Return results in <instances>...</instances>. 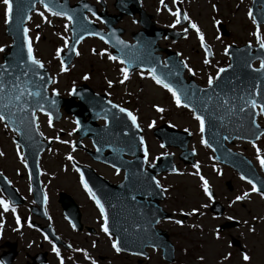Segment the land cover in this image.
Instances as JSON below:
<instances>
[{
    "label": "rangeland",
    "instance_id": "374dc122",
    "mask_svg": "<svg viewBox=\"0 0 264 264\" xmlns=\"http://www.w3.org/2000/svg\"><path fill=\"white\" fill-rule=\"evenodd\" d=\"M145 1L148 6H152L156 0ZM184 3L183 6L188 9L190 18L210 45L213 56L207 64L204 63V53L198 45L200 37L194 30L185 40L175 44L167 42V45L180 51L188 69H192L191 73L194 74L196 82L207 85L209 77L214 79L216 70L227 65L224 41L237 45L256 43L254 34L256 27L249 15L250 0H186ZM4 8L5 6L0 3V48L10 43V39L4 33ZM145 8L150 11L147 6ZM217 17H221L219 19L224 22L228 33L226 37L218 36V30L214 26V21L217 20L214 18ZM66 25L65 20L50 16L40 6L31 15L28 24L34 55L49 69L52 76L51 90L66 95L72 86L81 82L87 83L99 92L102 90L98 88L104 86L103 91L107 90L120 103L128 104V109L136 116L143 131L148 161L151 162L156 156L168 152L174 155L175 161H178L177 150H166L157 144V139L152 133L153 127L167 120L178 129L197 133L198 122L185 109L177 106L175 101L173 103L169 93L154 85L146 76L147 73L134 71L131 77L123 80V73L120 71L123 65L120 67L113 63V60L105 58L108 54L101 53L100 50L104 49L93 40L82 42L78 47V55L67 72L61 71L56 50H64L65 41H69ZM259 33L264 43V27H259ZM1 54L2 51L0 60ZM110 84L111 86H107ZM157 107L163 111L157 112ZM184 111L188 114H184ZM69 119L64 116L60 122L51 123L48 118L39 117L40 132L46 137L56 138L53 146L42 155L40 161L43 187L49 198L47 212L53 226L66 237L70 236V231L57 202L58 190H64L72 195L79 204L82 221L85 224L100 228L102 222L97 209L89 206L79 190L81 187L76 181L77 173L71 159H68L72 157L81 163L89 162L82 150L73 147ZM150 123L153 125L151 128L148 127ZM13 135L14 133L0 121V171L23 196L27 197L29 179L24 165L25 160L23 158L21 162V158L16 156ZM198 137L199 131L189 144L197 153L195 155L197 167L180 164L176 174L164 175L159 179L167 193V198L162 204L174 216L170 218L171 222L162 225L168 230L176 247V261L173 264H264V196L254 193L252 186L236 177L230 169L219 167L212 162L209 152L201 148ZM236 145L259 170L257 149L261 159H264V137L254 144L256 147L246 146L241 142ZM94 169L111 181L121 179L119 174L113 177L111 171L96 164ZM201 176L208 182L209 187L214 189L215 198L226 206L225 216L216 219L213 213L208 211L210 199L204 194ZM244 193L248 194L244 199L235 200L237 195ZM14 208L15 213L11 208L5 211L0 207V239L15 241L23 259L24 252L28 251L27 243L32 241V237H36V229L29 227L27 219L32 218L26 204ZM194 209L196 211H193ZM182 215L188 216L181 224H177L175 221L180 220ZM17 217L20 220L19 225ZM226 217L237 219L240 222L239 226L224 230L218 233L219 235L215 234L217 231L214 226L222 223ZM70 240L75 242V246L106 256L103 264H167L162 261L159 252L153 250L149 251L148 259L140 261L135 256H114L116 253L111 246L112 240L106 235L99 234L89 239L77 236L70 237ZM233 240H238V244L231 245L230 242ZM244 255L249 257L247 261L243 259ZM19 260L17 259L15 264H18Z\"/></svg>",
    "mask_w": 264,
    "mask_h": 264
},
{
    "label": "water",
    "instance_id": "95a60500",
    "mask_svg": "<svg viewBox=\"0 0 264 264\" xmlns=\"http://www.w3.org/2000/svg\"><path fill=\"white\" fill-rule=\"evenodd\" d=\"M36 1L39 0H12L14 12L9 24H7L6 34L12 38L13 42L9 48L10 53L4 56V64L0 65L8 67L9 64L20 61L21 56L24 58L21 63L27 62V49L23 47L22 27H24L23 25ZM45 2L56 6L54 10L61 11L58 3L54 0H45ZM258 4L262 7L260 10L256 8ZM62 11L77 17L71 25L75 40L73 39L69 48L73 50L76 40L90 34L93 30L84 23L83 15L79 11L76 13ZM252 14L258 23H264V0H253ZM143 43L144 40L140 39L136 45L128 46L130 47L128 48L129 53H139L141 51L139 48ZM122 48L126 49L125 46ZM129 53L125 51V55H129ZM65 54H68V58L64 59V62H67L69 53ZM256 55L263 58L264 61V53L257 50ZM233 57L232 66L225 69L213 82V85L208 88H199L194 83L185 84L180 77L182 68L173 57L167 60L166 66H160L157 61L153 62L147 56L139 57L138 65L152 69L157 76L171 83L178 90L183 103H189L183 99L186 90L187 95L192 97V104L204 113L206 117L205 127L214 126L216 134L227 138L234 134L244 136L243 134L251 127L255 112L252 111L253 108L250 105L245 107V99L255 100L259 105L264 104V71L250 69L249 66L255 55H251L246 49H241ZM29 67L33 66L29 65ZM34 71V76L26 78L18 68H12L7 77L0 76V80L6 79L10 84L14 81L15 84L20 85L19 88H15L10 93H0V106L7 103L14 113V124L10 126L19 133L20 137L17 141L24 149L31 173L36 175L38 173V156L43 147L39 143L35 120L33 123V110L39 109L53 116L61 103L58 100L48 99L46 96L45 89L49 82L46 71L42 67L35 68ZM170 73H176V75H170ZM26 80L27 82H25ZM11 86L15 87V85ZM34 91L42 93L46 99H41L40 96H29V93ZM83 91L87 92L88 87L84 85L76 89V92ZM17 96L20 97L18 100L16 99ZM80 98L83 100V97ZM36 101L44 105L43 109L35 106ZM79 103L81 104L80 100ZM205 105H207L206 108ZM241 107H245L244 112L239 111ZM3 110L0 107V111ZM109 123L111 122L109 121ZM260 132L261 130L257 134ZM132 139V148L135 149L132 154L137 157L138 144L134 138ZM109 146L115 148L116 144L110 142ZM127 146V143H121V149ZM140 160L136 163L120 162V167L127 170L126 180L120 187H115V191H110V197L105 198L107 202L104 200L109 231L117 236L120 248L132 250L133 253L141 252L146 245H155L157 242L161 245L160 239L167 241L166 235L161 237L159 232L156 234L152 230V226L158 217L154 210V204L145 199L150 191L147 183L148 178L141 172L143 157ZM34 182H38V178ZM64 209L71 212L72 218L78 223L79 215L76 213V205L72 200L64 206ZM131 234L132 238L130 237ZM14 247L13 245L11 249L12 256L15 254Z\"/></svg>",
    "mask_w": 264,
    "mask_h": 264
},
{
    "label": "snow or ice",
    "instance_id": "6c2138e0",
    "mask_svg": "<svg viewBox=\"0 0 264 264\" xmlns=\"http://www.w3.org/2000/svg\"><path fill=\"white\" fill-rule=\"evenodd\" d=\"M39 2L43 5V9L45 12H50L52 15L54 16H63L65 19H67L69 21V24H72L77 17L73 16V15H69L68 13H65L63 11H57L54 10V8L56 6H54L51 3H47L45 2V0H39ZM173 2L175 3L176 0H173ZM0 3H2L5 8H4V23L7 25L9 24L10 18L13 15L14 12V6L12 3V0H0ZM161 3L163 4V0H161ZM87 7V6H85ZM15 11H18V9H15ZM174 16L177 15V13H173ZM86 19V18H85ZM183 19L185 21L189 20V17L187 16V14L183 15ZM179 22V19L177 20V23ZM219 23V22H217ZM255 23V21H254ZM22 24V21H21ZM190 27L192 29H196L197 30V35L200 37L201 40V47H206L204 42H203V36L200 34L199 29L197 28V25L195 23H191V21H189ZM66 27H68V25H66ZM22 32H23V47L27 49V62L26 63H21L23 61V57L21 56L20 61H17L15 63H11L8 65V67H5L4 65H0V76H4L7 77L9 75L10 69L12 68H18L20 73L28 78L30 76H34L35 75V68H39L42 67V64L39 60L35 59L33 56V50L32 47L29 43V36H28V32L29 29L27 27H22ZM257 36V42L259 43V46L261 48H264V43H261L259 41V33H254ZM38 38V37H37ZM101 39H103V37H101ZM66 44H68V41H65ZM0 51H3V48H0ZM57 55H60V49H57ZM73 51H75V49H73ZM110 60H116L115 56H109L108 57ZM209 61L207 58H205L204 63L207 64ZM29 65L33 66V67H29ZM184 67L187 68V65H184ZM61 70H63V64L61 65ZM260 71H264V61H261V66H260ZM121 73H123L125 75V78H127V68H121L120 69ZM189 72H192V69H188ZM225 71V69L221 68L216 72V77H219L221 75V73H223ZM149 75L152 77V79L155 81V83L157 85H161L163 88L167 89V91L169 93H171V96L173 98V100L175 101L177 106H183L185 108H190L193 114L194 119L198 122L199 125V131L201 132V134H203L205 132V123H206V117L204 115V113H202L199 108L197 106H195L194 104H192V97L187 95V92L185 90V95L183 97V99L189 101V103H183L182 104V97L179 94L178 90L175 89L171 83L166 82V80L164 78H161L160 76H157L155 74V72L152 69L148 70ZM170 75H176V73H170ZM87 78V77H85ZM27 82V80L25 81ZM121 83H123V81H121ZM11 85H15V87L13 88ZM208 85L209 87H211L213 85V78L209 77L208 79ZM111 86V84H110ZM20 85L15 84V82H10L8 80H0V93H10L12 91L15 90V88H19ZM29 96L31 97H36V96H40L41 99H46L42 93L34 91L29 93ZM20 97L17 96L16 99L18 100ZM244 104L245 107L250 105L251 108L255 109L257 108V102L255 100H249V99H245L244 100ZM36 107L43 109L44 105L40 104L39 101H36L35 104ZM2 107L4 110L0 111V121L5 122L6 125H13L14 124V113L11 111L9 105L7 103L3 104ZM113 107H116L115 105H113ZM205 108L207 107V105L204 106ZM245 107H241L239 109L240 112H244L245 111ZM259 109L261 111V114H264V104L259 105ZM25 111H27V109H25ZM119 111L121 113H126L128 119L132 122V127L136 128L138 127L137 125V119L136 116H134L131 112H126V109L124 108H120ZM157 112H161L163 111V109L157 107L156 108ZM47 115V113H45ZM50 119V118H49ZM33 123H34V118H33ZM253 123H255L253 121ZM153 125L150 123L148 125V127H152ZM185 131H187V129H185ZM201 143L207 145V142L203 139V136L201 138ZM140 145L141 147L144 146V140L143 138H140ZM161 148L164 147L163 144L160 145ZM253 147H256L255 145H253ZM145 158H147V151H145L144 153ZM68 159H72V157H68ZM256 159L259 161L260 167L262 169H264V159H261V156L259 154V150L257 149V156ZM147 162V161H146ZM193 167H197L196 165H194ZM79 171V169H77ZM119 171V169H117V172ZM173 171H175V169H173ZM198 174V173H197ZM201 181L203 182V191L204 194L206 196H208L209 199H212V194L208 185V182L204 179L203 176L200 177ZM241 180H244L245 177L241 176L240 177ZM248 183L252 186V191L256 192L257 191V186L253 183V181L251 179L248 180ZM81 184L83 185L85 191L89 194L90 198L95 202L96 207L99 209V214L101 216V218H103L104 223L101 224L100 228L101 231L104 232L105 234H108L109 232V228L107 227V216L105 213V206L104 204L101 203V199L97 198V194L93 192V190L88 186L87 183H85L83 176H81ZM156 187H160L159 183H156ZM262 192H264V189H261ZM248 194L244 193L243 195H237L235 197L236 201H240L242 199H244ZM0 207H3L5 211L8 210V204L5 203V201L0 200ZM13 213H15V209H12ZM193 211H196L195 209ZM177 224H180L181 221L180 220H176L175 221ZM20 220L17 217V224L19 225ZM29 227H31V225H29ZM251 231V229H250ZM46 240L48 239L47 237H44ZM112 248L115 249L117 252L121 251V248L118 246L117 241L115 239L112 240ZM52 250L53 252H57V248L55 245L52 246ZM79 251V249H78ZM58 254V252H57ZM243 259L245 261H247L249 259V257L247 255L243 256ZM61 264H63V262L61 261ZM92 264H95V261L92 262Z\"/></svg>",
    "mask_w": 264,
    "mask_h": 264
},
{
    "label": "flooded vegetation",
    "instance_id": "af4514ba",
    "mask_svg": "<svg viewBox=\"0 0 264 264\" xmlns=\"http://www.w3.org/2000/svg\"><path fill=\"white\" fill-rule=\"evenodd\" d=\"M90 1H95V0H90ZM155 21L156 22H160V23H162L163 22V19L160 17V16H158V15H155ZM133 33H134V30H124V35H128L129 37H131L132 35H133ZM39 249H41V250H46L47 251V259H49V257L51 258L52 257V255L49 253V249H47V248H43V247H41V248H39ZM26 256L28 255V254H25ZM27 259H25V261H26Z\"/></svg>",
    "mask_w": 264,
    "mask_h": 264
}]
</instances>
